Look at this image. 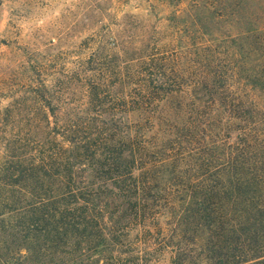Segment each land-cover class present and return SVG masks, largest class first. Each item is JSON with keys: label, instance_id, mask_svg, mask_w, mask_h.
Masks as SVG:
<instances>
[{"label": "trees", "instance_id": "16d2710c", "mask_svg": "<svg viewBox=\"0 0 264 264\" xmlns=\"http://www.w3.org/2000/svg\"><path fill=\"white\" fill-rule=\"evenodd\" d=\"M215 2L194 7L202 36L220 22ZM222 5L224 22L237 28V54L230 74L211 66L197 83L187 118L183 99L167 122L141 110L154 100L146 80L118 100L127 122L118 110H47L45 203L33 222L73 248L66 264H264V7L251 14L248 0ZM164 78L155 84L167 92ZM89 85L103 107L102 82Z\"/></svg>", "mask_w": 264, "mask_h": 264}, {"label": "rangeland", "instance_id": "374dc122", "mask_svg": "<svg viewBox=\"0 0 264 264\" xmlns=\"http://www.w3.org/2000/svg\"><path fill=\"white\" fill-rule=\"evenodd\" d=\"M219 1L211 5L220 22L213 36H202L191 22L198 0H0V264L75 260L73 248L51 242L44 223L33 222L45 203L47 110H118L113 113L127 122L129 108L118 100L146 80L154 81V100L141 110H158L167 122L165 116L180 110L183 99L187 118L197 83L211 66L230 74L237 54L231 43L237 28L230 19L224 22L222 5L237 0ZM248 2L251 14L262 12L264 0ZM169 73L173 82L164 78ZM162 78L167 92L156 87ZM96 79L103 84V107L89 98L88 86ZM141 118L130 115L146 124Z\"/></svg>", "mask_w": 264, "mask_h": 264}]
</instances>
